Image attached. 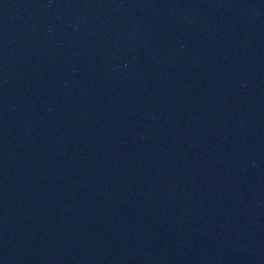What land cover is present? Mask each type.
<instances>
[{
    "label": "water",
    "instance_id": "1",
    "mask_svg": "<svg viewBox=\"0 0 264 264\" xmlns=\"http://www.w3.org/2000/svg\"><path fill=\"white\" fill-rule=\"evenodd\" d=\"M0 264H264V0H0Z\"/></svg>",
    "mask_w": 264,
    "mask_h": 264
}]
</instances>
